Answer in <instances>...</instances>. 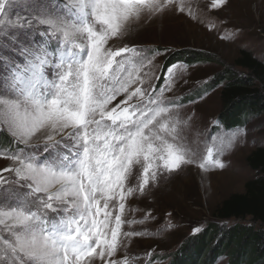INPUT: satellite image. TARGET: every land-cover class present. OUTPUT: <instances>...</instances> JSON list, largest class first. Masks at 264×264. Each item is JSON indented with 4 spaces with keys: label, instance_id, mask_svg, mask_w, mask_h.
<instances>
[{
    "label": "snow or ice",
    "instance_id": "obj_1",
    "mask_svg": "<svg viewBox=\"0 0 264 264\" xmlns=\"http://www.w3.org/2000/svg\"><path fill=\"white\" fill-rule=\"evenodd\" d=\"M16 3L0 0V46L10 40L23 58L0 55V130L25 147L39 137L49 155L0 148L12 161L0 170V264H130L115 258L126 246L122 235L142 234H122L126 199L196 162V153L184 136L192 117L182 118V104L165 95L176 69L188 66L170 65L156 88L142 73L160 53L113 45L130 40L139 20L185 13L183 0H25L28 14L13 17ZM227 3L211 0V7ZM236 136L214 140L199 167L224 168L219 156Z\"/></svg>",
    "mask_w": 264,
    "mask_h": 264
},
{
    "label": "rangeland",
    "instance_id": "obj_2",
    "mask_svg": "<svg viewBox=\"0 0 264 264\" xmlns=\"http://www.w3.org/2000/svg\"><path fill=\"white\" fill-rule=\"evenodd\" d=\"M39 2L59 6L66 0ZM183 3L185 13L171 11L160 17L139 20L130 28V40L126 37L123 42L118 40L113 45L118 47L122 43L134 42L145 49L158 51L160 55L156 56L153 66L145 67L142 73L146 81L151 78L156 88L162 86L163 66L172 52L191 49L214 57L211 62L187 65L186 71L177 68L172 77V91L165 93L182 104V118L192 117L184 136L185 143L196 153V162L182 165L180 169L160 177L155 183L150 181L144 195H133L126 199L125 214L122 217L126 222L122 225V234H142H134L130 238L122 235L121 239L126 246L122 247L115 258L123 259L126 256L130 264H169L175 252L190 237L201 232L209 223L219 222L214 217L215 208L231 194L243 192L245 183L257 176L247 157L257 147L264 146V114L247 127L241 128L244 130L242 133L239 129H215L217 118L223 110L220 96L222 86L207 88L214 76L225 67L241 72L233 64L240 49L249 50L255 56L264 58V0H228L227 6L215 9L211 7V0H183ZM25 7V0H18L10 9L9 15H27ZM188 8H191L193 18L187 15ZM46 27L39 26V30L44 31ZM34 39L41 41L42 38L36 35ZM4 42L10 47L0 46V55L11 61L23 62L18 50L12 51L16 46L10 40ZM179 64L186 65L181 62ZM46 72L51 79L50 69H46ZM4 73V61L0 60V74ZM193 93L195 96H192ZM0 95L3 93L0 92ZM186 96L191 100L182 102ZM192 100L195 103H191ZM2 128L0 125V129ZM234 132L237 136L232 147L219 156L225 167L201 169L199 163L206 155V148L213 146L214 140L227 141ZM39 141L38 137L25 147L0 130V148L9 145L13 148H25L44 159L49 153L44 151L43 144ZM11 165L12 161L0 154V170ZM2 174L5 177L9 175L6 172ZM126 186L134 187L135 180ZM148 213H151V218L144 220ZM142 220L144 222L140 223ZM235 222L224 221L227 225ZM196 228H200L198 233L194 231ZM217 264H228V261L222 258Z\"/></svg>",
    "mask_w": 264,
    "mask_h": 264
},
{
    "label": "trees",
    "instance_id": "obj_3",
    "mask_svg": "<svg viewBox=\"0 0 264 264\" xmlns=\"http://www.w3.org/2000/svg\"><path fill=\"white\" fill-rule=\"evenodd\" d=\"M212 60L213 56L202 51H174L167 57L161 77L172 64L181 62L190 66ZM233 64L241 72L225 67L207 85L209 89L222 86L223 110L215 126L218 130L245 128L264 114V58L240 49ZM188 100L191 98L186 96L181 101ZM247 161L257 176L245 183L243 192L224 199L214 210L219 222L209 223L190 237L169 264H217L222 258H226L228 264H264V146L254 149ZM229 220L236 222L224 223Z\"/></svg>",
    "mask_w": 264,
    "mask_h": 264
}]
</instances>
